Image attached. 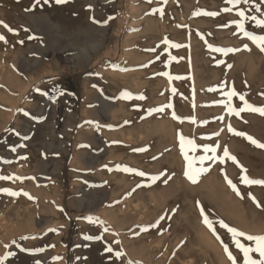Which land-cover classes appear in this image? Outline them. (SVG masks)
<instances>
[{
  "label": "rangeland",
  "instance_id": "obj_1",
  "mask_svg": "<svg viewBox=\"0 0 264 264\" xmlns=\"http://www.w3.org/2000/svg\"><path fill=\"white\" fill-rule=\"evenodd\" d=\"M33 4L34 0H0V21L14 29L10 32L0 25V34L7 40L0 41V83L4 82L0 86V176H12L0 179V189L20 193L12 197L0 192V257L15 253L5 264H232L223 245L203 224L200 206L213 221L264 235V186L241 183V168L230 160L206 162L210 170L191 183L184 174L178 134L201 146L197 156L204 154L205 145L219 144L217 155L227 147L250 178L264 179V149L227 129L230 123L264 143V116L250 111L239 117L229 115L219 103L226 99L223 93L234 88L253 106L264 107V52L239 33L233 23L239 19L237 9L222 11L232 7L226 0H68L65 4L41 0V5L29 10ZM256 5H264V0H252L239 9L248 17L264 18V7L257 12ZM198 11L200 15L195 14ZM245 26L264 35V29L250 20ZM208 44L240 51L223 55L210 51ZM245 44L250 51L244 50ZM60 90L64 95L57 96ZM125 92L131 95L125 98ZM233 105L239 108L242 102L234 97ZM162 106L163 112L155 111ZM86 157L99 159V167L85 169ZM108 160L148 176L136 177L135 172L120 169L121 175L116 171L119 176L111 177V184L109 174L108 179L102 175ZM59 168L64 169L59 188L65 198L51 210L43 193L56 186ZM35 171L42 174L36 177ZM225 175L237 185L240 196ZM126 176L131 177L129 182L123 180ZM151 176L159 178L152 181ZM99 177L102 185L96 182ZM127 184L131 192H122ZM111 205L117 208V225L107 219ZM88 216L99 218L110 231L88 223L84 219ZM47 220H54V225L47 226ZM146 226L148 231L143 230ZM215 227L237 264H243L227 230L218 223ZM50 228L57 231L49 232ZM85 235H101L103 241H88ZM105 241L126 255L117 259L106 251ZM241 242L254 246L244 238ZM22 249L44 251L30 254ZM221 253L227 257L224 261Z\"/></svg>",
  "mask_w": 264,
  "mask_h": 264
},
{
  "label": "snow or ice",
  "instance_id": "obj_2",
  "mask_svg": "<svg viewBox=\"0 0 264 264\" xmlns=\"http://www.w3.org/2000/svg\"><path fill=\"white\" fill-rule=\"evenodd\" d=\"M67 2H68V0H55L56 4H65ZM148 2L151 3V0H148ZM162 2L167 3V0H162ZM43 3L49 4L50 0H43ZM226 3L229 5H232V7H225L223 9V11L231 12V11H233V8L237 9V15H238L239 19L237 21H234L233 23L239 29V33H242L243 36L245 38H247L248 40H250L252 43H254L260 49V51L264 52V35H256L253 31L247 30L246 26H245V21L250 20V21L255 23L257 28L264 29V18H258L257 16L248 17V16H246V12L243 9H239V5L251 4L252 0H226ZM38 5H41V0H34V4H33L32 8L29 10H35L36 6H38ZM262 7H264V5H256V11L260 12ZM158 11L161 13V15L163 14L162 8L158 9ZM195 14L200 15L201 13L197 12ZM203 14L208 15V16L219 15V13H217V12H205ZM261 15L264 16V13H261ZM0 25H3L5 28L8 29V31L14 32V29L10 28L7 24H4L3 21H0ZM0 41H4L5 43H7L6 38L2 34H0ZM165 42L168 43L167 40ZM181 46L182 45H179V44H171V47L179 48ZM207 46H208L210 51L221 53L223 55H227L229 52L240 51V49H235V48L226 49V48H222V47H215L211 44H208ZM244 50L250 51L251 49L248 47L247 44H245ZM173 59H175V58L173 57ZM164 75H167V74L165 73ZM168 78H169V80L181 79V77H172V76H168ZM223 87L224 86L221 85V88H223ZM172 91L175 92L176 89L173 88ZM42 94L46 95V96L48 95V93H42ZM59 95H64L63 90H60L57 93V96H59ZM130 95L131 94L127 93V92H125L123 94V96L125 98H127ZM223 95L226 99L221 100L219 103L226 109V111L229 115H235V116L239 117L242 112L250 111V112H257L260 115L264 116V107L253 106L251 103H249L245 99V94L238 93L234 88H232L229 91L224 92ZM234 97H238L239 101L242 102L241 107L237 108L233 105V98ZM56 98L57 97H52L53 101H55ZM140 99H144V97L141 96ZM170 106L171 105H168V107H170ZM155 111L163 112L164 107L162 106L160 108H157V109H155ZM25 114L27 115V113H25ZM173 118L183 122V118L178 117L175 114H173ZM35 119H42V118H35ZM218 119L223 121L224 117L220 116V117H218ZM191 122L196 123L195 119H192ZM89 123H91V122H89ZM227 129L233 135L244 137L251 144L255 145L258 148L264 149V143L258 142L252 136H250L244 132L235 130L230 123L227 125ZM9 131H11V130H9ZM16 134L19 135V133H16ZM216 135L218 136L219 133H216ZM28 138L29 137H27V136L23 137V139H25V140ZM178 140H179V146H180L181 153H182L184 160L186 162V170H185L184 174H185L186 178L191 183L196 184L199 180V177L201 175L207 173L210 170V168L204 166L206 162L212 161V162H219V163L223 164L225 162V160H230L234 164H237L241 168V173H242V175L240 177L241 183H243L244 185H247V186H253V185L264 186V179L250 178L246 174L247 169H244L242 165H239V161L237 160V157L234 155H231L229 150L227 149V147H225L222 150V155H217V150L220 147L219 144H217L215 146L205 145V146H203V149H202L204 154L197 156L196 152L198 151V149L201 146L197 145L193 139L186 138L182 133H180V134H178ZM23 146L24 145H21V147H23ZM15 150H16L15 148L12 149V151H15ZM136 151H144V149H137ZM190 153H191V155H190ZM21 158L26 159V157H21ZM117 168L122 169L125 172H135L136 175H139L141 177L148 176V174L143 172V171L132 169V168L127 167V166L118 165ZM10 178L11 177H8V176H0V179H4V180L10 179ZM158 178H159L158 176L149 177V179H151L152 181H156ZM15 179H21L22 180L23 178L16 177ZM225 179H226L228 185L230 186V188L236 193V195L240 196L241 193H240L239 189L237 188V185L235 183H233L231 179H228V177L226 175H225ZM0 192H4L7 195L12 196V197H16L20 194L18 192L12 191L11 189H0ZM25 195H28V194L25 193ZM249 196L253 199V201L255 203H257V206L259 207L260 204L258 201H256V198L254 196H252L251 193H249ZM29 198L32 199L31 196H29ZM198 206H199V202H198ZM200 213L202 216L203 224L213 233L214 236H216V239L219 240L220 243L223 245L224 251L227 254L229 260L232 261V264H237L236 258L233 255L232 251L229 250L228 244L224 243V241L221 239V237L217 234L216 227H215L216 223L219 224L220 228L226 229L227 232L230 234L231 242L234 244L235 248L238 249L242 253L243 264H264V235L247 234L243 231L238 230L235 227L229 226L223 220L213 221L209 217V215L205 214V210L202 206H200ZM84 219H86L87 222L90 224L101 226L105 233L110 231V229H108L107 227H104V222L100 221L99 218L88 216V217H85ZM143 230L148 231V227L146 226ZM48 231L49 232H56L57 230L50 228V229H48ZM36 238L37 237H24L23 239H36ZM83 238L85 240H88V241H103V236H101V235H96V236L85 235ZM241 238H244V240H246L248 242H252V244H254V246H246L244 243L241 242ZM119 243H120V241L117 240L116 244H119ZM105 245H106V251L112 253L117 259L126 255L122 251L115 250L106 241H105ZM4 247L8 248L9 245H4ZM53 247H54V245H53ZM22 251H28V252H30V254H35L37 252L44 251V249H36V250L22 249ZM253 253L258 254L259 258L254 259L253 255H252ZM13 255H15L14 252L8 251L3 257H0V264H5V262L8 261L9 257H11ZM59 259H61V258L60 257L54 258V260H59ZM36 264H42V262L36 261ZM128 264H132V262L129 261Z\"/></svg>",
  "mask_w": 264,
  "mask_h": 264
},
{
  "label": "bare ground",
  "instance_id": "obj_3",
  "mask_svg": "<svg viewBox=\"0 0 264 264\" xmlns=\"http://www.w3.org/2000/svg\"><path fill=\"white\" fill-rule=\"evenodd\" d=\"M144 2V1H143ZM187 5H189V4H187ZM207 5V4H206ZM242 6H244V5H242ZM219 7V6H218ZM223 11V10H222ZM199 12V11H198ZM233 13V12H232ZM146 14V13H145ZM193 15V14H192ZM145 17V16H144ZM197 17V16H196ZM201 18V17H200ZM138 19V18H137ZM142 19V18H141ZM225 20V19H224ZM141 21V20H140ZM223 21V20H222ZM226 21V20H225ZM137 22V21H136ZM220 23V22H219ZM201 24V23H200ZM216 24V23H215ZM223 24V23H222ZM226 24V23H225ZM230 24V23H229ZM197 25V24H196ZM218 25V24H217ZM227 25V24H226ZM221 26V25H220ZM159 27V26H158ZM216 28V27H215ZM196 29V28H195ZM227 29V28H226ZM200 30V29H199ZM133 31V30H132ZM182 31V30H181ZM228 31V30H227ZM140 32V31H139ZM202 32V31H201ZM226 32V31H225ZM131 33V32H130ZM135 33V32H134ZM136 33H137V31H136ZM187 33V32H186ZM193 33V32H192ZM217 33V32H216ZM230 33V32H229ZM147 34V33H146ZM145 34V35H146ZM183 34V33H182ZM188 34H189V32H188ZM205 34V33H204ZM212 34V33H211ZM242 34V33H241ZM192 35V34H191ZM207 35V34H206ZM140 37V36H139ZM154 38V37H153ZM209 38V37H208ZM147 40V39H146ZM205 40V39H204ZM245 40V39H244ZM206 41H207V39H206ZM199 42V41H198ZM208 42V41H207ZM209 43V42H208ZM201 46V45H200ZM242 47V46H241ZM1 53V52H0ZM88 58V57H87ZM166 66V65H165ZM192 70V69H191ZM161 74V73H160ZM111 76V75H110ZM109 76V77H110ZM112 77V76H111ZM114 77V76H113ZM119 77V76H118ZM117 78V77H116ZM120 78L123 80V78L124 77H122V76H120ZM119 78V79H120ZM120 79V80H121ZM117 81H118V79H117ZM4 82L2 81L1 83H0V86H2V84H3ZM117 83V82H116ZM3 87V86H2ZM156 92V91H155ZM129 107V106H128ZM132 117V116H131ZM119 118V117H118ZM127 120V119H126ZM122 124V123H121ZM123 125V124H122ZM129 127V126H128ZM53 133H55V132H53ZM89 136V135H88ZM94 137V136H93ZM115 137V136H114ZM95 138V137H94ZM80 139V138H79ZM88 139V138H87ZM90 139V138H89ZM93 139V138H92ZM103 141V140H102ZM116 141H118V140H116ZM112 142V141H111ZM115 143H117V142H115ZM114 143V144H115ZM120 143V142H119ZM121 145V144H120ZM112 146H114L113 144H112ZM111 148V147H110ZM119 148V147H118ZM75 149H77V148H75ZM74 149V150H75ZM27 152V151H26ZM64 152V151H63ZM79 152V151H78ZM74 153H76V151L74 152ZM85 153V152H84ZM84 153H81L82 155H81V157L82 158H84L83 157V155H84ZM80 154V153H79ZM85 154H87V153H85ZM67 155H69V151H68V149H67V151H66V154H65V156H66V158H67ZM75 155H77V159L80 157V155H79V157H78V154H75ZM91 155V154H90ZM115 155V154H114ZM117 155V154H116ZM64 156V155H63ZM64 156V157H65ZM91 157V156H90ZM97 157V156H96ZM65 158V159H66ZM98 158V157H97ZM97 158H88V157H86V162L84 161V168L85 169H90V168H93V167H95L96 168V165L98 164V160L99 159H97ZM14 159V158H13ZM64 159V158H63ZM62 159V160H63ZM76 159V158H75ZM76 159V160H77ZM80 159V158H79ZM78 159V160H79ZM119 159V158H118ZM82 160V159H81ZM115 160V159H114ZM16 161H17V159H16ZM117 161H119V160H117ZM153 161V160H152ZM18 162V161H17ZM65 162V161H64ZM81 162V161H80ZM120 162V161H119ZM119 162H113V160H112V162H110L109 160H108V166L106 167L107 169L106 170H104V168H103V170H99L100 172H102L103 171V173L104 174H102V175H105L106 177H107V175L109 176V178H110V182H111V184H113V181L112 180H115L119 175H121V174H119V172L117 171V170H120V169H118L117 168V166L118 165H120L121 163H119ZM119 163V164H118ZM17 163H15L14 165H16ZM62 165L64 164L63 163V161H62V163H61ZM19 166V169H20V162H19V164H18ZM106 165V164H105ZM17 166V165H16ZM121 166H124L123 164L121 165ZM12 167V166H11ZM99 166L97 165V168H98ZM22 168V167H21ZM132 168V167H131ZM11 169V168H10ZM18 169V168H17ZM60 170V174L58 175V179L59 180H57V182H56V186H48L49 188H46L45 189V193H43V195L47 198L46 199V201H47V207H49L51 210H56V206L58 207V205L56 204V203H59V201H60V199L62 198V196H63V190L61 189V188H59V187H62V182H63V179H64V169L63 168H59ZM71 169V168H70ZM92 170V169H91ZM94 170V169H93ZM10 171V170H9ZM9 171H7V173L9 172ZM12 171H13V169H12ZM12 171L10 172V173H12ZM23 171V170H22ZM98 171V174H100V172ZM118 172V174L119 175H117V172ZM36 172V174H38V175H36L35 173V175H36V177L37 176H39V175H41L42 173H41V171L39 172V171H35ZM108 172H110V173H108ZM121 172V171H120ZM23 173L25 174V170L23 171ZM122 173V172H121ZM128 173V172H127ZM126 173V175H128L129 176V174H127ZM15 174V173H14ZM24 174H22V175H24ZM10 175V174H9ZM17 175V174H16ZM45 175V174H44ZM102 175H99V176H102ZM150 175V174H149ZM152 175V174H151ZM7 176H8V174H7ZM11 176V175H10ZM9 176V177H10ZM15 176V175H14ZM99 177V180H100V178L101 179H103L104 180V178H106V177ZM138 175H136V177H137ZM12 177V176H11ZM15 177H17V176H15ZM41 177V176H40ZM111 177H115L114 179H112L111 180ZM127 177V176H126ZM124 179V181L125 180H127L126 182H129L131 179V177H127V178H125V177H123ZM14 179V178H13ZM39 179V178H38ZM107 179H108V177H107ZM107 179L106 180H102L103 182H106L107 181ZM18 180V179H17ZM42 180V179H41ZM147 180V179H146ZM21 181V180H20ZM102 181L100 180L99 182L98 181H96L97 183H100V185H102ZM146 183V182H145ZM105 185H106V183H104ZM110 184V185H111ZM136 184V183H135ZM15 185H17V184H15ZM94 185V184H93ZM19 186H21V184L20 185H18V187ZM35 187V186H34ZM55 187V188H54ZM108 187H109V184H108ZM146 187V186H145ZM153 187V186H152ZM19 189V188H18ZM105 189V188H104ZM121 190H122V188H120ZM130 189H132V187L129 185V184H127L126 186L124 185L123 186V191L122 192H128ZM148 189V188H147ZM20 190H21V188H20ZM38 190V189H37ZM121 190H120V193H122L121 192ZM18 191V190H17ZM39 191V190H38ZM118 191V190H117ZM140 191V190H139ZM129 192H131V191H129ZM2 193V192H1ZM133 193V192H132ZM40 194V193H39ZM128 194V193H127ZM129 195V194H128ZM6 196V195H5ZM8 196V195H7ZM60 196V198L59 199H57L58 197ZM125 197L127 196V195H124ZM130 196V195H129ZM131 196H133V195H131ZM118 197V196H117ZM4 198V197H3ZM38 198V197H37ZM41 198V197H40ZM44 198V197H43ZM63 198H65V197H63ZM62 198V199H63ZM119 198V197H118ZM39 199V198H38ZM45 199V198H44ZM55 199H57L56 201L57 202H55ZM41 200V199H40ZM153 200V199H152ZM19 201H21V199L19 200ZM37 201V200H36ZM41 201H43V199L41 200ZM40 201V202H41ZM42 203V202H41ZM60 203H62L61 201H60ZM59 203V204H60ZM156 203V202H155ZM43 204H44V202H43ZM111 204V203H110ZM117 205V204H116ZM21 206V205H20ZM61 206V205H60ZM112 206V210L110 211V213H108V215H107V219H111L112 221H113V223L115 222V224L117 225V219H118V213H117V208H116V206L115 205H111ZM22 207V206H21ZM79 207H82V205H80ZM118 207V206H117ZM89 209H91V208H89ZM120 209V208H119ZM129 209V208H128ZM110 210V209H109ZM124 211V210H123ZM56 212H58V211H56ZM119 212V211H118ZM129 212V211H128ZM145 212V211H144ZM18 213V212H17ZM55 213V212H54ZM131 213V212H130ZM129 213V214H130ZM143 213V212H142ZM213 214V213H212ZM19 215V214H18ZM123 215V214H122ZM120 216V215H119ZM158 216V215H157ZM108 217H110V218H108ZM54 218H56V217H54ZM54 220H56V219H54ZM51 221V220H47V226L48 225H50V226H52V225H54V223H55V221ZM119 221V220H118ZM216 221H218V220H216ZM14 222V221H13ZM107 222V221H106ZM41 223V222H40ZM111 225V224H110ZM217 226V225H216ZM107 227V226H106ZM109 228V227H108ZM54 229V228H53ZM111 229V228H110ZM218 229V228H217ZM119 231V230H118ZM222 231V230H221ZM122 232H124V231H122ZM120 233V232H119ZM117 235V234H116ZM164 235V234H163ZM151 236V235H150ZM226 237V236H225ZM152 239V238H151ZM9 240V239H8ZM16 240V239H15ZM127 240V239H126ZM150 240V239H149ZM11 241V240H10ZM10 241H8L7 242V244L10 242ZM124 241V240H123ZM153 241V240H152ZM230 241V240H229ZM6 242V241H5ZM19 242V241H18ZM129 242V241H128ZM147 242V241H146ZM141 243V242H140ZM149 243V242H148ZM6 244V245H7ZM10 244V243H9ZM135 244V243H134ZM145 244V243H144ZM143 244V245H144ZM174 244V243H173ZM184 244V243H183ZM139 245V244H138ZM182 245V244H181ZM142 246V245H141ZM151 246V245H150ZM154 246V245H153ZM174 246V245H173ZM217 246V245H216ZM215 246V247H216ZM1 247H3V246H1ZM218 247V246H217ZM129 248V247H128ZM161 248V247H160ZM163 248V247H162ZM178 248V247H177ZM127 249V248H126ZM150 249V248H149ZM180 249V248H179ZM195 249V248H194ZM220 249V248H219ZM156 250V249H155ZM165 250V249H164ZM218 250V249H217ZM235 250V249H234ZM128 251V250H127ZM140 251H142L141 249H140ZM139 251V252H140ZM144 251V250H143ZM171 251V250H170ZM192 251V250H191ZM146 252V251H145ZM148 252V251H147ZM166 252V251H165ZM176 252H177V250H176ZM187 252V251H186ZM203 252V251H202ZM193 253V252H192ZM236 253V252H235ZM141 254H143V253H140V255ZM183 254V253H182ZM129 255V254H128ZM127 255V256H128ZM131 255V254H130ZM223 254L221 253V257H222V259H221V257L218 255V257H220V261H224V259H223V257L224 256H222ZM233 255H235L234 253H233ZM143 256V255H142ZM160 256V255H159ZM182 256H184V255H182ZM162 257V256H161ZM206 257V256H205ZM210 257V256H209ZM226 257V256H225ZM224 257V258H225ZM131 258V257H130ZM217 258V257H216ZM227 258V257H226ZM257 258H258V256H257ZM129 259V258H128ZM132 259H133V257H132ZM164 259V258H163ZM207 259V258H206ZM217 259H219V258H217ZM130 260V259H129ZM134 260H136L135 258H134ZM138 261V260H137ZM136 261V262H137ZM145 262V261H144ZM172 262V261H171ZM148 263V262H147ZM165 263H166V261H165ZM190 263V262H189ZM225 264V263H224ZM230 264V263H229Z\"/></svg>",
  "mask_w": 264,
  "mask_h": 264
}]
</instances>
